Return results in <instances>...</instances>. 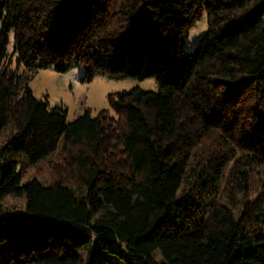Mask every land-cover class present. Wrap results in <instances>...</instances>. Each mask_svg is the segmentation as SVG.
Masks as SVG:
<instances>
[{"label": "trees", "instance_id": "16d2710c", "mask_svg": "<svg viewBox=\"0 0 264 264\" xmlns=\"http://www.w3.org/2000/svg\"><path fill=\"white\" fill-rule=\"evenodd\" d=\"M75 65L158 90L112 94L115 114L68 121L24 73ZM7 130L0 264H264V0H0ZM59 149L76 187L24 181Z\"/></svg>", "mask_w": 264, "mask_h": 264}, {"label": "rangeland", "instance_id": "374dc122", "mask_svg": "<svg viewBox=\"0 0 264 264\" xmlns=\"http://www.w3.org/2000/svg\"><path fill=\"white\" fill-rule=\"evenodd\" d=\"M207 29V14H204L190 31L186 52L191 53L195 50ZM14 45V34L11 32L8 44L9 55L13 53ZM12 60L11 68L15 69V58L13 57ZM23 70L19 69L20 72ZM25 72V75L28 74L31 77L29 86L34 95L38 99L46 100L51 109L62 106L67 111L68 121H73L83 115L86 110L91 111L93 116L102 110H109L112 115L115 114L110 100L112 94L136 87L148 91L158 90V83L154 78L139 81L133 78L113 79L107 76H96L90 81L86 78L85 69L81 65L72 66L65 73L58 72L54 66L44 68L37 66L32 71ZM7 136L8 130L0 135V147L5 143ZM62 158L59 149L58 152L36 166L26 167L24 181L36 179L44 184H51L61 178L68 185L76 187L63 170L59 171L63 169L60 167L61 164L64 165ZM3 204L7 210L18 211L24 209L25 198L7 197ZM113 259L110 260V264H122L116 257Z\"/></svg>", "mask_w": 264, "mask_h": 264}]
</instances>
